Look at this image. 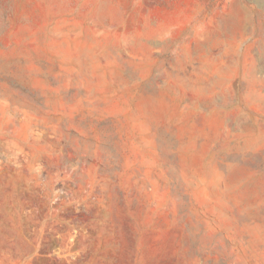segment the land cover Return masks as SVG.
<instances>
[{
    "label": "rangeland",
    "instance_id": "374dc122",
    "mask_svg": "<svg viewBox=\"0 0 264 264\" xmlns=\"http://www.w3.org/2000/svg\"><path fill=\"white\" fill-rule=\"evenodd\" d=\"M0 264H264V0H0Z\"/></svg>",
    "mask_w": 264,
    "mask_h": 264
}]
</instances>
